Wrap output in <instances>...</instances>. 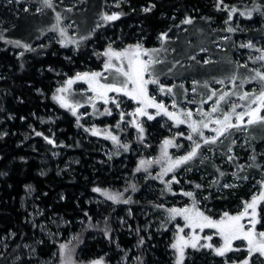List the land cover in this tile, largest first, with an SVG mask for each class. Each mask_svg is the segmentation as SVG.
<instances>
[{
	"label": "trees",
	"instance_id": "16d2710c",
	"mask_svg": "<svg viewBox=\"0 0 264 264\" xmlns=\"http://www.w3.org/2000/svg\"><path fill=\"white\" fill-rule=\"evenodd\" d=\"M11 1L8 6L0 4V264H51L55 254V264L173 263L164 212L172 205H182L173 202L185 191L204 190L199 169L208 176L215 175L214 170L197 161L190 173L179 171L173 191L160 190L159 198L152 188L157 178H134L139 166L132 152H121L112 165H105L104 139L86 135L84 124H78V118L54 99L58 81L99 70L109 48L138 43L152 48L163 33L170 41L187 36V43H193L186 20H209L210 45L215 47V40L224 43L232 35L249 31L250 24L241 20L255 0H73L70 16L57 0H52L51 8L38 0L35 4L41 13L32 7L24 9L23 0ZM236 8L242 9L243 18L234 15ZM113 14L119 18L102 19ZM69 21L76 26L75 49L64 46L57 35L50 38L56 34L51 30L54 25ZM254 25L260 26L258 21ZM235 45L231 49L237 50ZM184 60L188 58L180 61ZM144 129L148 151L157 150L162 138L160 121H148ZM234 149L224 147L226 153ZM124 156L130 160L123 163ZM235 164L238 175H243L248 165L244 170L239 161ZM255 166L250 165L247 175L263 178L261 166ZM246 182L198 200L213 214L237 211L252 195L247 185L251 182ZM218 186L221 190L222 185ZM94 188L122 195L113 201ZM164 198L169 202L163 203ZM54 219L61 224L60 239L53 229H45ZM61 245L67 246L63 255ZM199 253L190 255L186 264H222L221 258L209 252Z\"/></svg>",
	"mask_w": 264,
	"mask_h": 264
},
{
	"label": "rangeland",
	"instance_id": "374dc122",
	"mask_svg": "<svg viewBox=\"0 0 264 264\" xmlns=\"http://www.w3.org/2000/svg\"><path fill=\"white\" fill-rule=\"evenodd\" d=\"M11 3L12 1L9 2V0H0V4L3 6H8ZM23 3L24 9L32 7L33 11L41 13V7L35 4L39 3L38 0H23ZM56 4L66 12V16L71 15L69 13L72 12L70 8L75 6L73 0H57ZM20 7L21 6H17V8ZM54 10L56 11L55 8ZM241 13H243L242 9L236 8V13H234V15L237 16L238 14L239 18H243ZM246 13L247 15H245L247 17L243 18L241 21L250 24L248 27L249 31L246 30L244 33L232 35V38L224 43H222V40H215V47H217L219 51H217L214 46L211 47L210 45L209 20H203L202 22L199 20L190 23L189 34L191 37L194 36L195 38L193 43H187V36H183L178 42L173 40L170 41L163 33L158 39L157 46L152 48H145L142 43L128 45L121 49L109 48L121 52L125 49H134L136 45H140L142 50H148L149 55L155 61H158L150 68L151 78L158 79V84H149L147 86L148 95L153 97L157 103L165 105L169 112L181 115L182 113L190 111L192 113L191 120L207 123V128H204L203 124H198L199 130L203 132V138L198 133L191 132V129L188 127V123H190L191 120H189L187 116H181L182 119H185L186 123L177 125L174 120L164 115L163 111H161L160 115H156L157 110L155 108H149L147 111L155 117L154 119L160 121L162 130L160 132L162 138L159 140L157 150L154 149L149 152L148 150L150 147L145 146L147 140L145 139L144 128L145 124L153 119L148 120L146 116H139L136 114V109L141 106L137 101L123 94L108 93L109 102L104 103L102 98L96 96V94L90 90L89 84L85 80H75L77 74H83V72L58 81L59 86L55 91V97H64L69 104L76 108V115L74 116L78 118V124H84L83 128L86 135L104 139L105 147L103 153L106 157L105 165H112L114 160L120 156L121 152H132L131 154L134 156L132 158L135 160L138 159V166L140 167L139 171L136 170L134 178L138 181H140V177H143V175L157 178L155 179L156 183L152 184V188L153 190L154 187L156 188L154 191L158 192L157 195L159 198L161 196L159 193L160 190L164 191V189H168L169 194L173 191L170 189L171 186H173L172 184L178 183L177 174L179 171L185 169L186 174L190 173V166L197 161H199L198 165L203 166L205 163L204 168L211 171L214 170L215 175L208 176L206 171L199 169L197 172L200 174L199 177L204 183V190L198 192H194V190L185 191L186 193L191 192L193 195L191 197L187 196V198L185 195H182L177 197L174 202L170 201L182 205H172L169 209L192 208L193 205H195V207L206 216L211 217L213 220H220L225 212L233 216L238 215L244 210V204L246 202H251L254 196H259L260 192L264 191V187H262V182H264V125H248L247 116L244 117L242 122H239L236 120L235 113L232 112V105H236V113L248 111L251 100L254 97L249 96L245 100H241L240 96L245 92L258 95L261 88L264 87V82H261L259 78L252 79L256 74V70L264 72V60L257 59V57L264 55V0H255ZM257 21L259 22V27H255L254 25ZM65 24L66 25H58L55 31L51 29L56 34H50V38L56 39L55 37L57 35L64 46L66 45V47L75 49L74 45L76 44L77 38V35L73 33L76 28L75 23L69 21ZM60 29L65 30L64 35L60 34ZM162 36L164 37L163 39ZM246 36L250 37L252 40ZM258 36L259 38H257ZM238 40L239 43L235 45V42H238ZM248 44L253 45V47H242V45ZM233 45L238 47L237 50L236 47H233V50L231 49ZM109 49L104 53L108 52ZM234 52L236 56H238L239 62L235 61L233 56ZM142 58L147 60L149 57L143 56ZM182 58H188V60L180 61ZM108 62L109 57L104 55L103 63L99 70H92L84 73H102L107 79L100 78V83L122 82L124 78L118 76L114 70H105V64ZM111 63L118 67L121 62L112 58ZM124 63L126 64L127 61L125 60ZM244 65H246V67ZM148 78L149 76L146 75L145 79ZM69 79L75 80L70 87L67 85ZM220 81H223V83H220ZM161 87H163L164 91H161ZM61 88L66 89V91H59ZM169 88L172 89L171 92L167 91ZM213 92L215 95H212ZM225 93H228L225 99L219 100L220 96ZM90 97L91 99H89ZM209 97H211V99H209ZM113 99L116 100L119 107L112 103ZM56 101L61 105L59 100L56 99ZM217 101H219V103H217ZM173 104L176 106L173 107ZM256 106L255 104H251L253 108ZM213 107H217L218 110L212 112ZM66 109H68L69 112L71 111L69 108ZM105 109H109L111 115L105 113ZM101 113L105 114L102 115ZM203 113H208V115L205 116ZM225 113L231 114L230 123H240V128H230L224 135L219 136L215 143L205 144L204 138L211 139L215 137L216 132L213 131V129H219L221 127V125L211 121L217 119L223 120ZM121 114H123V119H121ZM262 114H264V112H262ZM137 125L143 128V133L138 130ZM93 129L96 130V135L92 134ZM109 134L116 136L119 144L113 142ZM189 135H192L193 140L187 139ZM166 139L171 140L172 144L167 147L168 155L164 156L163 142ZM250 140H252V142ZM130 141L133 142L134 145L131 144ZM193 141L201 145L200 148L197 149V156L186 164L175 168L172 172L165 173L164 168L168 166L169 158L175 160L187 155L195 146ZM229 144H233L236 148L234 149V153H226V151H224V147L226 146L230 150L234 148ZM121 145H128L127 150L121 147ZM255 147L257 149H255ZM220 150L223 152H220ZM238 153L239 155H237ZM236 155L239 157L237 161L244 167V170L248 165L243 175H238V169L235 164L237 161L234 160ZM121 160L125 163L130 159L124 156ZM142 160L151 161L152 163L141 167L140 161ZM204 160H206V162ZM250 165L253 167L255 165L258 167L261 166L263 178H261V175L259 177L257 175H247V172L250 170ZM145 176L143 180L146 178ZM184 176L185 175H183V177ZM246 181L251 182L247 185L250 191H252V195L237 207V211H222L213 214L210 211L211 209H208L207 206L205 207V205L201 204L198 200L211 194H220L223 189L245 185L247 183ZM219 183L222 185L221 190L219 188L220 186H218ZM159 184L162 186L159 187ZM225 185H229V187H225ZM191 189L193 188L191 187ZM173 193L174 195H178V193ZM162 200L163 203L169 202V200L165 198ZM257 212V218L260 220V223L256 225V231L261 232L264 231V201H261L257 205ZM164 216L165 220H167L166 231L171 233V245L177 241L179 236L190 238L193 235L192 229L185 227L186 222L182 217L177 216L175 219H172L168 210L164 212ZM242 223L247 227L251 226L248 224V218H245ZM59 226L61 227L60 222L54 219L49 225H45V229H49L50 232L51 229H53V234L60 239L62 237V230L58 228ZM180 228H184V231L180 232ZM195 234L201 237L199 245L210 243L213 247L207 248L198 245L197 249L191 247L186 248L183 264H186L189 256L196 252L204 254L209 252L211 257L215 256L216 258H221L222 264H242L245 259L249 260V264H264V257H261L258 253L249 255L246 241H234L233 249L238 250L230 251L226 253L225 256H217L214 249L222 246L223 240L216 230L205 228L201 232L200 229H196ZM206 236H211L212 239H203ZM170 256L173 260V263L171 262L170 264H176L177 253L172 247ZM56 258L57 255L55 254L54 258L51 260V264L57 262ZM124 262H127V256L124 258ZM213 262L212 260V263Z\"/></svg>",
	"mask_w": 264,
	"mask_h": 264
},
{
	"label": "snow or ice",
	"instance_id": "6c2138e0",
	"mask_svg": "<svg viewBox=\"0 0 264 264\" xmlns=\"http://www.w3.org/2000/svg\"><path fill=\"white\" fill-rule=\"evenodd\" d=\"M11 2V0H9ZM222 2V0H221ZM43 3L45 6L51 8L52 7V0H43ZM149 9H145V11H148ZM233 12L236 11V9H232ZM258 11V9H257ZM241 15H244V13H241ZM250 15V13H249ZM119 18L118 14L113 15H104L102 17L105 21H114ZM60 21V16L57 14V23ZM184 23H191V20H186ZM56 25L53 26L52 30H56ZM229 32L234 31L232 28H228ZM60 34L64 35L65 30L60 29ZM166 35V34H165ZM2 38V37H0ZM164 37L162 36V39ZM12 43H15L17 46H23L25 48H28V45H21L20 41H14ZM242 47H253V45H242ZM157 51V50H153ZM104 55L109 57V62L105 64V70H114L115 73L118 76H122L124 79L120 83H100V78L107 79V77H104L102 73L100 72H93V73H83V74H77L75 77V80H85L89 84L90 90L96 94V96L102 98L104 100V103L109 102L108 93H118L123 94L126 97H129L130 99L137 101L140 107L136 109V114L139 116H146L148 120H152L155 117L147 111L149 108H155L156 115H160L161 111H163V114L168 116L169 119H172L176 122L177 125L186 123L185 119H182L181 116H187L189 120H191L192 113L186 112L182 113L181 115H177L175 113L169 112L165 105L162 103H157L153 97H150L148 95V85L149 84H158V79L151 78L150 68L154 63H157L158 61H155L150 55L148 50H142L140 45H136L134 49H125L121 52H117L114 50L109 49L108 52L104 53ZM143 56H148L149 58L147 60L143 59ZM115 58L116 60L120 61V66H116L111 63V59ZM258 60H264V55L257 57ZM127 61L125 64L124 61ZM246 67V65H244ZM149 76L148 79H145V76ZM259 78L261 82H264V72H260L259 70H256V74L252 79ZM75 80L69 79L67 81V85L70 87ZM220 83H223V81H220ZM59 91L63 92L66 91V89L61 88ZM161 91H164L163 87H161ZM168 92H171L172 89L169 88L167 90ZM212 95H215L213 92ZM228 93H225L224 95H221L219 100H224L225 96H227ZM249 96L254 97L251 100V104L257 105L256 107H251V104L249 105V110L245 112L236 113V105H232V112L236 115V120L239 122H242L244 120V117L247 116V124L248 125H264V87L261 88V91L258 95L255 93H247L245 92L243 95L240 96L241 100H245ZM54 99H57L61 102L62 107L69 108L73 115H76V108L69 104L64 97H54ZM91 99V97L89 98ZM211 99V97H209ZM112 103L116 104L117 107H119V104L116 102L115 99L112 100ZM219 103V101H217ZM176 105L173 104V107ZM94 107V105H93ZM218 109L217 107L212 108V112H216ZM105 113L108 115H111V111L109 109H105ZM105 113H101L102 115ZM203 115L207 116L208 113H203ZM121 119H123V114H121ZM231 120V114L225 113L223 116V120H215L211 121L213 123L221 125L219 129H213V131L216 132V136L208 139L204 138V143H215L217 138L219 136L224 135L226 131L230 128H240V123L232 124L230 123ZM198 124H203L204 128L208 127L207 123H204L203 121H195L191 120L190 123H188V127L191 129L192 133H198L203 138V132L199 130ZM138 130L143 133V128L137 125ZM92 134L96 135L97 132L95 129L92 130ZM36 135H41V133H36ZM110 138L113 140V142L119 144L118 138L116 136H113L111 134ZM47 139V138H46ZM189 140H193L192 135H189L187 137ZM52 141L49 140V143ZM194 147L190 152L187 153V155H184L178 159L172 160L169 158V163L166 168H164V172H172L175 168L179 167L180 165L186 164L187 162L191 161L194 157L197 156V149L200 148V144L193 141ZM164 149H163V155L167 156V147L172 144L171 140H165L163 142ZM125 150H127L128 145H121ZM159 162V161H157ZM151 161H140V166L143 167L146 164L150 165ZM140 170V167L137 168V171ZM199 187V186H197ZM225 187H229V185H225ZM262 187H264V182H262ZM93 191L99 192L102 195H104L107 199L117 201L119 196H121V193H109L106 190H101L100 188H94ZM184 195L192 196L193 194L191 192L184 193ZM264 201V191H261L259 196H254L251 200V202H246L244 204V210L240 212L238 215H229L227 212L224 213L223 217L220 220H213L211 217L206 216L203 212H201L198 208L193 205L192 208H172L168 209L171 218L175 219L177 216H180L184 219L185 227L192 229L193 235L190 238H186L185 236H179L177 238V241L171 245V247L176 251L177 253V260L176 264H183L184 258H185V249L188 247H191L193 249H197L199 245V241L201 237L199 235L195 234L196 229H200L202 232L205 228H211L215 229L218 235L223 240V244L220 247H217L214 249L215 254L217 256H225L226 253L238 250L233 249V242L236 240H242L247 242V251L249 252V255H252L254 253H258L261 257H264V231L257 232L256 231V225L260 223V220L258 217L257 212V205ZM124 203H128V200H124ZM245 218H248V224H250V227H247L244 223H242ZM180 232L184 231V228L179 229ZM203 239L211 240V236H206ZM200 247H207L212 248V244H205V245H199ZM61 254L63 255L66 251L67 246L61 245ZM70 261V255L68 257ZM93 264H100L99 261L93 262ZM242 264H249V260L245 259Z\"/></svg>",
	"mask_w": 264,
	"mask_h": 264
}]
</instances>
